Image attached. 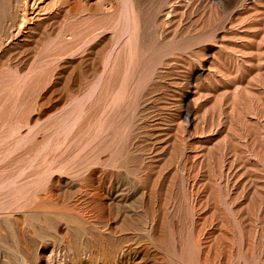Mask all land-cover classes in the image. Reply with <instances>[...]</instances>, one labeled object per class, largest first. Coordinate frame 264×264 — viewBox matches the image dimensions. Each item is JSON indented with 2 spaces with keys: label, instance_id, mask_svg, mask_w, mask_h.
<instances>
[{
  "label": "rangeland",
  "instance_id": "1",
  "mask_svg": "<svg viewBox=\"0 0 264 264\" xmlns=\"http://www.w3.org/2000/svg\"><path fill=\"white\" fill-rule=\"evenodd\" d=\"M33 1L0 0V264H264V0Z\"/></svg>",
  "mask_w": 264,
  "mask_h": 264
},
{
  "label": "bare ground",
  "instance_id": "2",
  "mask_svg": "<svg viewBox=\"0 0 264 264\" xmlns=\"http://www.w3.org/2000/svg\"><path fill=\"white\" fill-rule=\"evenodd\" d=\"M37 1L38 0H34L33 2H35V5H37ZM82 0H57L55 1V3H59L60 6L58 8V12L61 13H65L66 15H73V14H76L78 12V10L81 8L84 7ZM27 5V3H25ZM34 4V3H33ZM40 5L37 6V8H33L30 9V15H34L36 14L38 8H39ZM27 7V6H26ZM61 8H64L62 10H60ZM25 11V10H24ZM27 11V10H26ZM1 14V13H0ZM34 17V16H33ZM36 17V16H35ZM3 19V16L1 15L0 16V26H1V20Z\"/></svg>",
  "mask_w": 264,
  "mask_h": 264
}]
</instances>
